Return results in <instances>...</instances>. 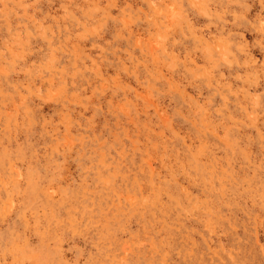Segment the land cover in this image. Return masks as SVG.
Here are the masks:
<instances>
[{
  "label": "clouds",
  "instance_id": "obj_1",
  "mask_svg": "<svg viewBox=\"0 0 264 264\" xmlns=\"http://www.w3.org/2000/svg\"><path fill=\"white\" fill-rule=\"evenodd\" d=\"M253 50L264 0H0V264H244L231 217L264 220ZM158 66L196 94L170 97L192 134L141 141L116 126L136 114L134 89L106 72L160 96Z\"/></svg>",
  "mask_w": 264,
  "mask_h": 264
},
{
  "label": "rangeland",
  "instance_id": "obj_2",
  "mask_svg": "<svg viewBox=\"0 0 264 264\" xmlns=\"http://www.w3.org/2000/svg\"><path fill=\"white\" fill-rule=\"evenodd\" d=\"M113 14L115 15V12ZM139 35L140 34L137 33V40H139ZM245 38H248L247 34ZM253 55L256 56L257 59H264V55H260L257 50H253ZM156 74L161 78L156 88L164 92V94L160 96H155L153 94L151 85L148 89H145L140 83L133 81L130 77H125L123 74L117 75V70H107L106 77L115 78L117 86L132 88L135 91L134 97L129 93L128 102L134 106L136 114L129 116L127 119H118L116 121V126L124 128L129 136L136 137L141 141H144L146 136L151 137L153 130H155L158 135L152 137V139L154 141L162 140L167 133L162 132L161 128L168 127L169 125L179 130L183 135H191V131L186 126L180 125L174 120L170 121V118L174 115L173 109L178 108L182 103L179 98H177L175 103H171L170 97L173 93H179L180 96L185 98L192 97L195 99L196 94L190 87L186 86V82L180 75H170L159 66L156 69ZM169 86H171V90H169ZM205 95H207V93H205ZM103 99L104 102L111 100L113 104L123 107V105H120L119 99L113 97L111 93H108ZM181 110L187 112L186 108ZM88 115H91V113L89 112ZM102 122L103 120L99 121V123ZM109 122L111 123V121ZM247 134L248 133H244V135ZM133 143H135V140ZM189 143H191V141H189ZM155 147L156 145L154 143L153 148L155 149ZM251 150L256 152L257 148L253 146ZM219 155H223V153ZM148 163L154 171H161V165L158 162V153L155 150L148 160ZM74 168L75 166L71 163L67 165L65 172L66 181H70L75 176ZM231 220L232 223L236 225L235 234L243 237L244 241H246L241 245V259L244 261V264H264V255L261 254V249L264 248V220H257L254 222L240 213L233 215ZM196 227L197 232H199L201 229L199 226ZM225 227H227V224ZM221 239H223L224 243L228 246L232 243L231 236ZM193 241L199 245L196 249L198 255L207 252V247L203 244L198 234H193ZM77 243L80 242L78 241ZM141 243H144V241H141ZM81 246L83 245L81 244ZM65 247H67V245H65ZM211 247L215 248L216 245L212 244ZM65 257L67 260L72 261L73 254L71 252H66ZM204 259L207 261V255L204 256Z\"/></svg>",
  "mask_w": 264,
  "mask_h": 264
}]
</instances>
